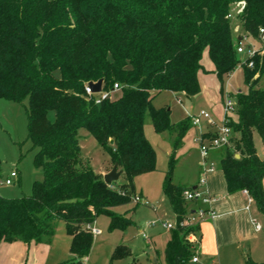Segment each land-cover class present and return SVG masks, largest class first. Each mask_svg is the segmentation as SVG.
Masks as SVG:
<instances>
[{
	"label": "trees",
	"instance_id": "1",
	"mask_svg": "<svg viewBox=\"0 0 264 264\" xmlns=\"http://www.w3.org/2000/svg\"><path fill=\"white\" fill-rule=\"evenodd\" d=\"M235 1L245 2L237 18L242 31L255 37L264 26V0H0V98L27 99V138L44 172L29 195H0V243L42 242L62 220L72 256L58 264H80L93 242L85 224L105 214L109 231L130 226L131 218L112 208L132 201L135 176L155 170V151L143 130L148 114L156 132L175 135L162 182L176 223L164 248L165 264H195L189 235L198 234L199 225H181L188 216L186 187L172 182L175 151L190 120L172 123L170 109L155 108L152 99L164 90L198 94V72H209L204 54L222 92L223 78L239 61L226 17ZM254 61L252 69L243 66L247 90L233 94V137L223 148L220 169L227 192L247 190L264 216V158L254 144L256 134L264 146V87L257 86L260 76L252 79L258 56ZM98 79L103 91L120 85L121 96L95 103L85 86ZM80 128L107 151L125 182L106 183L93 171L81 156ZM130 255L129 246L119 243L108 264Z\"/></svg>",
	"mask_w": 264,
	"mask_h": 264
},
{
	"label": "rangeland",
	"instance_id": "2",
	"mask_svg": "<svg viewBox=\"0 0 264 264\" xmlns=\"http://www.w3.org/2000/svg\"><path fill=\"white\" fill-rule=\"evenodd\" d=\"M231 27L235 35L242 31L239 21L235 18L231 20ZM256 46L259 49L263 47L257 42ZM256 56H258V65L256 66L255 72L252 73V79L260 76L257 86L264 87V54H258ZM243 74V68L237 67L230 76H225L223 78V87L225 88L227 83H230L228 88L232 94L245 92L247 90V85L244 82ZM219 87L220 81L217 77L208 75L202 81L200 92L191 98L182 93L164 90L152 99V105L155 108H169L170 120L172 123H178L184 120L187 116L186 112L199 114L201 110L209 112L211 117L213 116L215 118L216 112L221 110L220 96H222V92H219ZM121 94V90L111 91L109 98L116 99L120 97ZM208 102H211L212 105H209ZM26 106L27 99L22 103H17L0 98V195L4 197L11 198L29 195L33 182L42 180L44 176L43 168L34 163V156L37 148L34 147L27 138ZM49 116L52 117L53 114L50 113ZM216 122L218 124L220 123V121ZM206 127H208V129ZM143 130L146 139L155 151V170L135 176L133 184L136 194L142 192L143 197L145 196L146 199L157 208V212L155 213L150 206L137 204L133 201L113 207L112 209L115 212L129 216L133 223L124 230L115 229L112 231L108 230V216L105 214L97 216L95 222L92 223V227L99 228L101 234L93 235L90 251L80 264H108L112 251L119 243L129 245L132 249V254L125 259H114L111 264H129L130 262L135 264H153L150 259L151 256L156 257L158 261L157 264H165L164 248L169 238L170 230L164 229L161 223H174L175 216L163 193L162 182L168 169L169 156L173 149L172 146L175 135L170 134L168 131L156 132L148 114H146L144 119ZM206 130L214 131L215 127L213 128L210 126L205 120H202L199 126H193L191 123L187 126L182 138V144L175 151L174 155L176 159L172 171V182L174 184L190 189L192 182L194 180L198 181L201 170V155L199 145L195 142V138L199 133ZM206 133L207 134L203 133V137L209 139L212 134L210 132ZM234 134L236 136L238 135L236 132H234ZM255 135L256 134H254V136ZM78 138L81 156L88 162L94 172L98 173L110 167L111 160L109 154L86 129L80 128L78 130ZM255 144L259 158L263 159L264 146L258 135H256ZM223 151V148L220 150L210 148L211 153L209 154V160L215 161V168L217 171L220 170V159L224 154ZM12 170L17 172L16 177H10V172ZM6 178L11 179V184L6 185L4 183ZM125 180V177L121 175L117 182L123 183ZM193 201L195 200L188 201L187 205H192ZM254 207V204H252V208ZM255 214L256 219L264 228V216L258 213ZM153 220H155V224L148 226L147 222ZM139 226L145 227V233L148 237L151 236L153 240L152 245L155 247V250L149 249V246L146 244L147 237L143 238L141 234L138 233ZM190 235L193 237V241H190V243L196 251L197 232H191ZM260 235L263 236L264 240V233H260ZM68 240L69 237L66 233L64 222L62 220H57L54 236L49 243H45L50 244L52 249L48 251L47 257H43L37 264H54V262H52V257L53 252L56 251L55 248H60L58 254L59 257H63L60 261L69 259L67 255ZM28 244L25 246L26 255H23L21 264L25 262ZM3 247H5V242L0 243V264H14L16 256H18L17 252L9 254V252L2 251ZM260 255V262L263 263L264 247Z\"/></svg>",
	"mask_w": 264,
	"mask_h": 264
},
{
	"label": "crops",
	"instance_id": "3",
	"mask_svg": "<svg viewBox=\"0 0 264 264\" xmlns=\"http://www.w3.org/2000/svg\"><path fill=\"white\" fill-rule=\"evenodd\" d=\"M202 64L204 66V69L209 72H198V81L200 87L202 86V81L205 77H207L208 75H213L214 77L216 76L215 73L211 72V70L214 69V66L206 54H204L203 56ZM220 97L221 110L219 112H216V117L218 118H214L212 116L215 119V122L221 121L223 117L222 96ZM208 104L212 105L211 102H208ZM190 114L194 113L186 112L187 116H189ZM206 128L208 129V127ZM204 132L211 131L206 130ZM255 138L256 135L254 136V144ZM111 168L112 167L110 165V167H107L106 169L99 171L98 173L103 176ZM197 182L198 181L194 180L192 182L191 188L193 186H196ZM262 183L264 188V178L262 179ZM203 189L206 190L209 195L214 197L215 200L212 201L210 204H204L200 200L193 201L192 205L189 206L186 204L188 206H186L187 215L194 213V211L198 207L211 208L215 212V216L213 218H206L198 224L199 231L197 234V246L195 251V255L197 256L198 260L197 262H195V264H247V259H251L258 264H262V262H260L261 259L259 256H261V250L264 247V240L263 236H261L260 233L264 232L263 230H256L253 224L254 220L259 222L256 219L255 213H258L259 215L261 214L257 211L256 207L252 208V204H254L253 202L248 205V195L244 192V190L236 191L234 193L229 194L226 189V181L223 172L221 169L217 171L216 168L214 171L207 174L206 184L203 186ZM138 195H140L142 198L145 197H143L142 192H140ZM144 199H146V197ZM149 204L150 205L146 206H150V208H152V210L156 213L157 208L152 205L151 202H149ZM95 220L92 223H94ZM149 222L150 221L147 222L148 226L150 225ZM261 227L262 229H264L262 225ZM138 230V233H140L141 236L142 233L145 234V236H142L143 238L147 237L146 244L149 246V249L155 250V247L152 245L153 240L151 236L148 237L145 233V227L143 228L142 226H139ZM52 237L50 239L44 237L43 241L39 243L34 241L29 242V244L22 241H14L11 243L5 242V247L2 248V251H5L7 253L9 252V254H14L15 252H17L18 256H16L14 264H21L23 255L26 253L25 246L26 244H28V252L27 256L25 257L24 264H37L43 259V257L48 254V251L52 249V246L50 244H45L49 243ZM68 237L69 240L67 246V255L70 258L72 256L69 252L71 236L68 235ZM129 248L132 254V249L130 246ZM55 250L56 251L53 252L52 262H54V264H58L63 261H60L63 257H59L58 253L60 248H55ZM85 258L86 257L82 258V260ZM150 259L152 260L153 264H156L158 262L155 256H151Z\"/></svg>",
	"mask_w": 264,
	"mask_h": 264
},
{
	"label": "built area",
	"instance_id": "4",
	"mask_svg": "<svg viewBox=\"0 0 264 264\" xmlns=\"http://www.w3.org/2000/svg\"><path fill=\"white\" fill-rule=\"evenodd\" d=\"M245 8V2L244 1H235L227 13L226 17L230 20L237 19L238 16L242 13V11ZM256 42L263 47L259 49L256 46ZM236 51L239 56V61L236 66L239 68H243V66H246L248 68H254L255 61L254 57L256 55H263L264 54V26H260L257 31V35L255 37L251 36L250 34H247L243 31H240L238 34H236ZM235 68V69H236ZM232 72L228 73L226 76H230ZM230 83H227L226 87L222 90V109H223V117L220 123H216L214 119L211 117L209 112L205 110H201L199 114H190L188 117L190 118V123L193 126H199L202 120H205L210 126L213 128L215 127L214 131H211L212 134L209 139H206L203 137V133L201 132L199 135L195 138V142L199 145L200 149V155H201V162H200V174L198 178V182L196 187L185 189L182 192V197L186 201L190 200H200L204 204H210L212 201H214V197L208 194L206 190L203 189V186L206 184V176L210 172L215 170V162L212 160H209V154H210V148L213 149H221L226 148L231 145V139L233 137V130L228 125L229 121V115L232 114L235 111L236 108V100L233 96L232 92L229 90L228 86ZM115 90H121V86L115 83L113 85V88L111 90H105L103 91L101 89L100 92L94 93L88 84L85 86V93L88 97H94L95 103H100L102 100H105L109 98L110 92ZM17 172L12 170L10 172V177H16ZM11 179L6 178L5 184L9 185L11 184ZM244 192L248 195V205L253 202L252 197L249 195L247 190H244ZM132 201L137 204H144V205H150L147 200L142 198L140 195L135 194L133 196ZM247 205V208H248ZM215 216V212L211 208H204V207H198L194 211V213L189 214L187 218H185L181 225H198L202 220L206 218H213ZM150 225L155 224V220L149 222ZM254 227L256 230H263L259 222L256 220L253 221ZM176 223L171 222H165L162 223V226L166 229H173L175 227ZM85 229L89 231L92 235H98L101 233V230L96 227H92V223L85 224ZM142 236H145L144 233H142ZM189 241H193V237L189 235ZM198 258L196 255H194L191 259V262L195 263L197 262Z\"/></svg>",
	"mask_w": 264,
	"mask_h": 264
},
{
	"label": "water",
	"instance_id": "5",
	"mask_svg": "<svg viewBox=\"0 0 264 264\" xmlns=\"http://www.w3.org/2000/svg\"><path fill=\"white\" fill-rule=\"evenodd\" d=\"M102 79H98L97 81H89L88 85L91 88L93 92H100L102 88ZM110 143H113V140L110 139ZM236 157H238V154H236ZM121 175V171L117 170V164L115 163L112 168L103 175V180L106 183L117 181L119 176ZM196 186H193L194 189Z\"/></svg>",
	"mask_w": 264,
	"mask_h": 264
}]
</instances>
